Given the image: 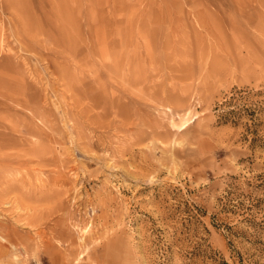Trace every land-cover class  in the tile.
<instances>
[{
    "label": "rangeland",
    "instance_id": "obj_1",
    "mask_svg": "<svg viewBox=\"0 0 264 264\" xmlns=\"http://www.w3.org/2000/svg\"><path fill=\"white\" fill-rule=\"evenodd\" d=\"M66 2L0 0V264H264V0Z\"/></svg>",
    "mask_w": 264,
    "mask_h": 264
},
{
    "label": "bare ground",
    "instance_id": "obj_2",
    "mask_svg": "<svg viewBox=\"0 0 264 264\" xmlns=\"http://www.w3.org/2000/svg\"><path fill=\"white\" fill-rule=\"evenodd\" d=\"M17 1L16 0H10V3L12 5L15 4V7L19 10V8L22 10L21 12V18H19V22L20 24H28L31 26L32 29H35L38 30L40 32L42 31H45L46 30H49L50 32H53L55 34H57L58 36L62 37L61 39H65V43H63V50L64 52H67V53H70L73 52V54L77 51L79 52V50H83L84 49L79 46V40L78 38L80 39H84L82 36L84 35L83 34V25H82V20H81V16H82V11H80V9L77 8V13L76 15H71L70 14V8H68V4L66 2V0L64 1V4L62 3L61 6H58L56 8H52L51 10V14H49L48 12H46L43 7L42 9L44 10L42 14H39L37 15V11L35 9V5H34V2L33 0H21V2H18L16 3ZM52 4V2H51ZM45 5V4H44ZM18 6V7H17ZM101 6V5H99ZM48 7H51L50 5ZM47 7V9H49ZM103 7V6H102ZM46 8V7H44ZM20 11V10H19ZM122 11V10H121ZM74 12V11H73ZM108 13H110L108 11ZM19 14V13H18ZM123 15V14H122ZM80 16V19L78 18ZM83 16H86V14H84ZM42 18V19H41ZM23 20H25V22H23ZM85 21V20H84ZM19 25V23H18ZM23 26V25H22ZM30 26H28V30L30 31L31 28ZM96 26V25H94ZM106 26V25H105ZM121 26V25H120ZM25 27V26H24ZM100 27V26H99ZM98 27V30H100ZM85 28V27H84ZM86 29V28H85ZM95 29V28H94ZM97 30V28H96ZM95 30V31H96ZM108 31H110L108 29ZM97 32V31H96ZM94 33V32H93ZM103 33V32H102ZM99 34V33H98ZM89 36V35H88ZM103 36V35H102ZM105 36V35H104ZM51 37V36H50ZM112 37V36H111ZM89 39V38H88ZM81 41V40H80ZM107 41V40H106ZM54 42V40L52 41ZM106 43V42H105ZM69 44V45H68ZM87 44V43H85ZM110 44V43H109ZM23 45V44H22ZM27 46L29 45L28 43L26 44ZM26 46V47H27ZM85 46V45H84ZM87 46V45H86ZM124 47V46H123ZM86 49V48H85ZM90 49V48H89ZM124 49V48H123ZM81 52V51H80ZM79 52V53H80ZM90 52V51H89ZM95 53V52H94ZM99 53V52H98ZM65 54V53H64ZM7 55V54H6ZM81 55V54H79ZM88 55V54H87ZM100 55V54H99ZM8 56V55H7ZM97 56V55H96ZM110 57V55H109ZM8 58V57H7ZM62 58V57H61ZM55 60V59H54ZM84 60V59H83ZM125 60V58H124ZM6 61V60H5ZM47 61V60H46ZM88 61V60H87ZM119 61V60H118ZM8 62V61H7ZM6 62V63H7ZM79 62V61H78ZM6 63H2L0 62V66H5L6 67ZM88 63V62H87ZM118 63V62H117ZM3 64V65H2ZM77 64V63H76ZM79 64V63H78ZM119 64V63H118ZM58 68V67H57ZM86 68V67H85ZM64 69V68H63ZM62 69V71H64ZM73 70V69H72ZM68 71V69H67ZM65 73V72H64ZM62 72V77H64V74ZM69 73V72H68ZM74 76V75H73ZM61 77V76H60ZM68 77V76H67ZM78 78V77H77ZM58 79V78H57ZM61 79V78H60ZM72 79V78H70ZM63 80V79H62ZM62 82V81H61ZM75 82V81H74ZM79 82V81H78ZM14 93V92H13ZM12 93V94H13ZM103 97V96H102ZM93 98V97H92ZM26 102H28V100L25 99ZM98 101V99H97ZM21 103L24 104V100L23 102L21 101ZM91 104V103H90ZM92 105V104H91ZM32 114V113H31ZM20 125V124H19ZM13 130V129H12ZM16 130V129H14ZM1 136V135H0ZM1 138V137H0ZM3 140V139H2ZM33 142V141H32ZM4 147V146H3ZM7 148V147H6ZM5 148V149H6ZM18 151H16L17 153ZM20 152V151H19ZM18 152V153H19ZM93 240V239H92Z\"/></svg>",
    "mask_w": 264,
    "mask_h": 264
}]
</instances>
